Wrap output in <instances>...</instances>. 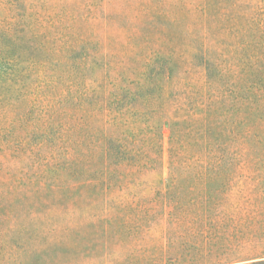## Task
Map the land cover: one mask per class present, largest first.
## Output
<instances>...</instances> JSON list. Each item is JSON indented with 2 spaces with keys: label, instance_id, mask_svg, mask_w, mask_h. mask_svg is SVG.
Here are the masks:
<instances>
[{
  "label": "rangeland",
  "instance_id": "rangeland-1",
  "mask_svg": "<svg viewBox=\"0 0 264 264\" xmlns=\"http://www.w3.org/2000/svg\"><path fill=\"white\" fill-rule=\"evenodd\" d=\"M18 21L29 26L17 29ZM92 38L96 45L87 42ZM152 48L189 68L185 76L197 84L193 89L203 83L197 49L207 50L211 62H264V0H0V162L11 144L29 148L42 138L48 139L40 148L45 160L69 151L81 158L80 149L66 143L77 138L75 124L102 136L108 127L106 116L86 115L91 103H67L83 75L97 68L79 64L81 50L106 52L130 74ZM244 64L246 75L250 66ZM176 83L174 77L167 85ZM37 113L38 123L32 121ZM168 136L164 130V170L125 172L123 185L104 198L71 181L51 214L39 211L36 223L47 216L79 223L65 237L70 251L54 255L50 264H264V171L170 174ZM19 171L0 168V182H18ZM2 212L15 209L4 205ZM31 212L26 206L20 214L27 221ZM5 236L10 235L0 234V241L10 239Z\"/></svg>",
  "mask_w": 264,
  "mask_h": 264
},
{
  "label": "trees",
  "instance_id": "trees-1",
  "mask_svg": "<svg viewBox=\"0 0 264 264\" xmlns=\"http://www.w3.org/2000/svg\"><path fill=\"white\" fill-rule=\"evenodd\" d=\"M16 25L17 29L29 26L24 21ZM257 25L263 27L260 22ZM197 50L201 53L198 67L203 68V83L196 89L193 87L197 84H191L185 76L190 69L185 70L158 49L145 53L144 64L130 74L112 62L106 52L83 55L85 50H81L79 64L87 65L88 61L89 67L97 68L91 76L83 75L81 86L78 82L67 103H91L92 113L86 109V115L106 116L109 131L102 136L100 130L75 124L77 138L69 137L66 143L69 149L73 143L80 149L81 158L77 160L70 151L45 160L40 148L48 144L47 138L30 143L29 148H24V142L9 146L12 152L3 157L0 168L11 172L22 169V178L0 182V234L10 235L5 236L10 239L0 241V264H37L38 259L50 264L54 255L64 249L70 251L65 246L67 233L79 228L77 218L52 222L47 216L36 223L34 217L43 208L48 212L57 208L69 192L71 181L78 182L85 193L104 198L123 185L125 172L133 175L164 170V130L169 132L170 174L188 170L206 176H234L246 169L252 173L264 171V62L255 58L244 61V57L242 63L233 66L211 62L207 50ZM244 63L250 66L246 75L241 73ZM174 77L178 83L169 88L167 84ZM38 116L33 115L32 121L38 123ZM255 161L263 163L256 165ZM4 205L12 206L15 212L4 214ZM26 206L32 208L27 221L20 214Z\"/></svg>",
  "mask_w": 264,
  "mask_h": 264
}]
</instances>
